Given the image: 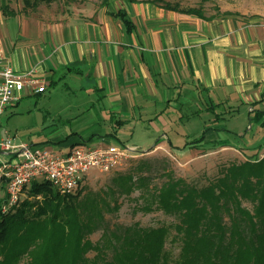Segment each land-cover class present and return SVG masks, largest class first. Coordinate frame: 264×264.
Returning a JSON list of instances; mask_svg holds the SVG:
<instances>
[{
    "label": "crops",
    "instance_id": "0c3cea01",
    "mask_svg": "<svg viewBox=\"0 0 264 264\" xmlns=\"http://www.w3.org/2000/svg\"><path fill=\"white\" fill-rule=\"evenodd\" d=\"M79 1L77 7L76 0H64L59 12L51 11L50 4L26 7L24 1L17 11L20 3L0 0V71L9 63L16 70L34 69V76L47 90L66 81L69 89L90 96L102 94L113 113L124 115L121 122L125 125L132 113L142 118L148 106L161 107L156 110L158 118L190 112L198 116L205 106L231 107L239 101L252 105L251 112L260 110L264 102V23L237 17L208 21L144 0L104 4L102 0L92 6ZM4 7L9 11L4 12ZM41 95L28 87L21 91L19 101L0 116L2 137L8 132L15 146L48 148L62 155L80 142L110 144L95 135L86 138L85 132L94 125L81 131L83 135L76 131L72 137L73 132L58 131L40 143L31 139L29 126L18 128L11 117L19 112L23 100ZM223 128L222 124L211 126L205 142L211 137L223 139ZM12 155L0 151V162Z\"/></svg>",
    "mask_w": 264,
    "mask_h": 264
},
{
    "label": "trees",
    "instance_id": "16d2710c",
    "mask_svg": "<svg viewBox=\"0 0 264 264\" xmlns=\"http://www.w3.org/2000/svg\"><path fill=\"white\" fill-rule=\"evenodd\" d=\"M23 1L28 7L57 0ZM160 6L176 10L168 4ZM124 24L131 30L125 18ZM213 113L211 126L224 122V113ZM259 115L264 111L256 110ZM209 128L189 147L206 144ZM145 180H140V186ZM114 184L116 188H109L113 197L129 194L133 176L120 175ZM81 193L62 195L52 183L34 181L14 211L3 214L0 201V264H19L25 257V264H169L167 227L141 229L112 223L106 218L111 210L106 198L101 194L81 198ZM240 196L254 203V215L242 207ZM154 199L159 209L180 221L175 225L178 235L172 239L183 243L175 264H264V161L233 164L205 186L182 179L166 183ZM98 230L102 237L94 244L89 237ZM91 251L97 255L89 257Z\"/></svg>",
    "mask_w": 264,
    "mask_h": 264
},
{
    "label": "rangeland",
    "instance_id": "374dc122",
    "mask_svg": "<svg viewBox=\"0 0 264 264\" xmlns=\"http://www.w3.org/2000/svg\"><path fill=\"white\" fill-rule=\"evenodd\" d=\"M14 1L20 3V9L17 11L21 10L23 1ZM63 1H54L48 7H51V11L59 10L61 12L64 8L61 5ZM84 1L89 6L102 3V0ZM144 1L155 2L157 5L168 4L177 11L202 17L208 21L237 17L251 22L264 23V0ZM81 3L82 1L76 0L75 6L80 7ZM46 4L42 3L43 8L47 7ZM3 11L7 12L9 8L4 7ZM38 11L37 9L36 12ZM66 86V81H63L58 88L46 90L40 98L33 97L23 100L19 112L11 117L18 123L16 127L29 126L31 139L40 143L51 139L52 135L58 131L66 132L65 135L73 132L72 137H74L77 134L76 131H79L78 133L81 135L83 130L94 125L89 132H85L86 138L95 135L101 137L105 143L123 142L134 148L135 151L120 169L106 174L92 170L74 194L81 191V198L95 197V194H101L111 205V210L106 212V218L112 223L125 226L137 225L141 229L167 227L170 230V236H168L165 246L170 253L169 264H175V259L180 254L183 243L181 240L172 241L173 237L178 235L175 225L180 223L179 219L175 215L159 209L158 202L154 199V197H158L162 187L166 183L176 182L179 179L185 180L191 185H209L224 175L226 169L233 164L264 161V115L256 117L255 111H250L252 105L240 101L231 107L227 105L212 107L210 105L205 106V112L198 116H190V112L189 115L184 116L180 114L175 116L172 115L173 113L162 114L160 118L157 117L160 116L157 115V111H160L161 107L148 106V110L142 118L139 117V113H137L138 115L132 113L131 120L125 125L119 122L124 119V115L120 112L113 113L107 99L101 97L102 94L90 96ZM46 99L47 101H45ZM30 100L31 103H28ZM36 101L39 102L38 105L32 103ZM184 107L188 110L189 106ZM212 109L214 112L227 111L222 116L224 122L221 123L225 130L220 135L224 138L216 140L211 137L212 140L206 144H199L196 149L190 148L191 143L199 139L212 125L215 119ZM259 109L264 111V102L259 106ZM207 111L210 113L208 114ZM157 142L163 144H159L160 148L156 146L153 149ZM172 145L178 146L180 149L174 148ZM126 174L133 176L132 192L117 194L113 197L109 188H116L114 180L118 176ZM143 178L146 180L143 182L144 185L140 186V180ZM253 180L255 179L253 178ZM28 189L24 192L22 202L28 196ZM240 200L242 207L254 215V203L241 196ZM236 215L238 213H235ZM225 218L230 224L228 214L225 215ZM255 221H257L256 218ZM180 236L182 237V234ZM101 237L102 232L98 230L89 238L91 242L97 244ZM95 255H97V251H91L88 254L89 257ZM26 261L25 257L19 264H25Z\"/></svg>",
    "mask_w": 264,
    "mask_h": 264
},
{
    "label": "built area",
    "instance_id": "2783aa9c",
    "mask_svg": "<svg viewBox=\"0 0 264 264\" xmlns=\"http://www.w3.org/2000/svg\"><path fill=\"white\" fill-rule=\"evenodd\" d=\"M34 75V69L31 68L16 70L9 63L2 65L0 116L19 101L25 87L37 94L47 90L46 84ZM1 132L0 126V151L14 154L10 159L0 162V201L3 214L20 206L24 192L34 181H48L60 194H72L80 188L92 170L106 174L120 169L135 151L123 143H100L77 145L68 154L62 155L48 148L15 146L12 136L6 132L2 137Z\"/></svg>",
    "mask_w": 264,
    "mask_h": 264
},
{
    "label": "flooded vegetation",
    "instance_id": "af4514ba",
    "mask_svg": "<svg viewBox=\"0 0 264 264\" xmlns=\"http://www.w3.org/2000/svg\"><path fill=\"white\" fill-rule=\"evenodd\" d=\"M124 144V143H123Z\"/></svg>",
    "mask_w": 264,
    "mask_h": 264
}]
</instances>
